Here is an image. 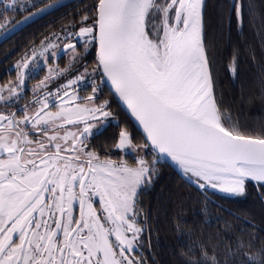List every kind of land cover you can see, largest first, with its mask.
Listing matches in <instances>:
<instances>
[{"label":"snow or ice","instance_id":"snow-or-ice-1","mask_svg":"<svg viewBox=\"0 0 264 264\" xmlns=\"http://www.w3.org/2000/svg\"><path fill=\"white\" fill-rule=\"evenodd\" d=\"M30 25L3 49L0 264H264L250 220L204 228L218 193L255 190L264 220V0H0V41ZM165 169L200 222L182 195L145 203Z\"/></svg>","mask_w":264,"mask_h":264},{"label":"trees","instance_id":"trees-1","mask_svg":"<svg viewBox=\"0 0 264 264\" xmlns=\"http://www.w3.org/2000/svg\"><path fill=\"white\" fill-rule=\"evenodd\" d=\"M81 2V0L73 3L75 5ZM64 9H60L59 12L53 13L50 17H45L44 20H40L36 22V25L44 24L46 22H51L53 20H58L60 12H63ZM32 26H27L22 29L18 33H16L15 37L12 39L2 43L0 45V71L4 69L6 62L3 58V49L6 47H11L12 44L17 43L22 35L25 34L26 31H31ZM11 60V58H9ZM66 60V57L60 56V62L63 65V61ZM2 73V72H0ZM3 74H0V79H3ZM225 103L231 105L234 109H239L241 100H240V85H231L228 81H225ZM233 95L236 96L235 103L232 102ZM261 112V106L259 101L257 100L255 104H249L247 102V98L244 100V108L243 113L245 118L258 119L259 114ZM249 113L252 114L249 117ZM163 193H175L176 195H182L183 198L187 200L186 205V219L189 223L200 222L201 214H200V204L202 202V196L198 195V193L189 188L185 182H183L173 171H169L167 169L164 170L159 182L155 185L154 188L145 192L143 195V199L146 204H151L155 209L157 200L161 194ZM188 197H191L188 199ZM213 202L209 203L208 211L209 216L205 217L204 228L207 231H215L217 227H223V221L225 219L231 220L237 228H248L250 225L248 224V220L251 221V225H255V231L257 235H264V220L261 219L259 204L255 198V190H251L247 198H239V199H226L222 195H215L211 197ZM248 213L247 220L245 219L244 214ZM253 216L255 217L253 219ZM219 217V219H217ZM239 217V219H237ZM160 239L165 241L166 246L172 245L175 243L176 236L173 231L162 230L160 233Z\"/></svg>","mask_w":264,"mask_h":264},{"label":"flooded vegetation","instance_id":"flooded-vegetation-1","mask_svg":"<svg viewBox=\"0 0 264 264\" xmlns=\"http://www.w3.org/2000/svg\"><path fill=\"white\" fill-rule=\"evenodd\" d=\"M75 3V2H74ZM73 3H71V4H69V5H72ZM61 56H63V55H61ZM61 66H63L62 64H61ZM6 68H11V64L10 63H6L5 64V66H4V69L3 70H1L0 72H2V73H0V74H3V78H5V76L7 75V73L5 72V69ZM13 75H14V73H12ZM38 78V77H37ZM31 83H33V81H29V84H31ZM129 158H131V154H129ZM144 195V194H143ZM159 241H160V245H161V247L163 248V247H165L166 246V243H165V241H162L161 239H160V235H159ZM154 242H155V237H154Z\"/></svg>","mask_w":264,"mask_h":264},{"label":"water","instance_id":"water-1","mask_svg":"<svg viewBox=\"0 0 264 264\" xmlns=\"http://www.w3.org/2000/svg\"><path fill=\"white\" fill-rule=\"evenodd\" d=\"M77 1H79V0H61V2L62 3H64V4H71V3H74V2H77ZM27 27V26H26ZM25 27V28H26ZM24 29V28H23ZM19 32V31H18ZM17 32V33H18ZM2 43H4V41H0V45L2 44ZM61 55H63V53H61ZM219 195H222V196H224L223 194H221V193H218Z\"/></svg>","mask_w":264,"mask_h":264}]
</instances>
